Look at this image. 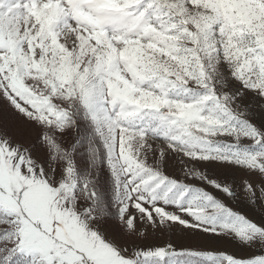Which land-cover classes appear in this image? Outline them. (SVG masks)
I'll return each instance as SVG.
<instances>
[{
  "label": "snow or ice",
  "instance_id": "snow-or-ice-1",
  "mask_svg": "<svg viewBox=\"0 0 264 264\" xmlns=\"http://www.w3.org/2000/svg\"><path fill=\"white\" fill-rule=\"evenodd\" d=\"M0 264H264V0H0Z\"/></svg>",
  "mask_w": 264,
  "mask_h": 264
}]
</instances>
